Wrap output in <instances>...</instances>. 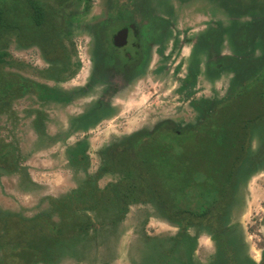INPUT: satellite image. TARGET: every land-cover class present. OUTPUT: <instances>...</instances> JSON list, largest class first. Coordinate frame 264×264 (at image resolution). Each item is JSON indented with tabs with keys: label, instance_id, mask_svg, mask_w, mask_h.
I'll use <instances>...</instances> for the list:
<instances>
[{
	"label": "rangeland",
	"instance_id": "rangeland-1",
	"mask_svg": "<svg viewBox=\"0 0 264 264\" xmlns=\"http://www.w3.org/2000/svg\"><path fill=\"white\" fill-rule=\"evenodd\" d=\"M37 2L53 11L51 20L55 26L47 22L48 14L44 17L42 10L38 18L43 23H36L34 3L33 6L25 0H0V51L5 52L0 73L27 77V68H18L17 59L26 63L33 58L31 52L24 49L20 57L17 55L18 27H22V39L32 34L47 39L54 31L60 36L62 30L66 51L77 52L80 59V66L65 79L66 85L80 83L88 67L89 38L93 36L96 41L98 26L103 24L101 20L111 14V4L115 7L121 0ZM211 2V21L213 25L221 22L224 25L221 34H226L220 41V32H212L213 49L219 48L221 52L218 59L215 58L220 60L221 68L212 72L210 77L197 76L192 96L187 99L175 92L181 77L175 74H184L187 62L184 56L172 58L166 66L170 70L179 63L177 72L158 83L148 77L133 89L137 94L121 98L119 117L105 119L78 133L67 129L68 117H65L61 128L56 130L49 125V133L37 140L38 135L31 128L28 93L23 92L17 98L11 95L2 98L0 147L13 151L16 167L21 170H0V264H28L31 255L37 259L32 264H252L248 259L253 264L258 263L264 249V95H261L264 87L260 81H250L259 70L264 76V66L258 68V64L264 63V58L259 57L261 50L264 52V0ZM105 20L102 32L108 36L113 25L111 19ZM64 29L68 33H64ZM153 32L151 30L152 35ZM59 39L55 41L59 42ZM92 48L89 52L93 51ZM230 49L233 55L226 56ZM181 52L185 54L187 49ZM239 83H243L245 95L241 96L242 105L238 109L248 116L247 123L251 125L247 154L253 158L262 144L260 153L254 158L263 170L251 174L250 168L246 171L244 167L238 173L237 181L230 186L224 203L217 204L206 218L189 224L174 223L165 218L154 197L143 202H130L121 210L111 204V212H107L110 215L81 204L71 206L67 203L66 209L62 210L66 202H76L77 185L83 181L95 189L108 184L115 192L122 176L116 166L111 164L108 166L111 171L96 177V169L104 161L102 152L106 151L105 148L111 147L112 152L129 143L137 134L148 133L163 120H171L177 127L192 124L198 120L199 114L196 106L191 108L189 100L196 99V103H200L202 100L228 98ZM1 84L3 82L0 83L2 89ZM206 112L209 113V109ZM260 114H263L261 119L255 118ZM231 133L234 137L237 132ZM172 140L175 147L194 151L196 143L192 137ZM80 141L84 152H79V155L83 154L81 161L69 160L66 150L80 146ZM174 152L171 163L178 167L182 154L176 148ZM192 191V187L186 190L180 202L182 207L197 210L204 206L201 205L204 199H210L200 198ZM86 217L91 226H96L95 229L90 226L86 232H75L61 228L62 236L57 235L59 224L63 227L86 220ZM40 223L43 229L36 226ZM179 227H185V231ZM24 246L34 251L30 254Z\"/></svg>",
	"mask_w": 264,
	"mask_h": 264
},
{
	"label": "flooded vegetation",
	"instance_id": "flooded-vegetation-1",
	"mask_svg": "<svg viewBox=\"0 0 264 264\" xmlns=\"http://www.w3.org/2000/svg\"><path fill=\"white\" fill-rule=\"evenodd\" d=\"M211 1L121 0L116 2L115 7L111 4V35L101 38L104 44L99 43V30L96 41L93 36L89 38L90 50L93 47V51L86 53L87 70L82 81L72 86H67L65 79L80 66V59L77 52L66 51L62 30L60 36L54 31L53 36L47 39L34 34L22 39L20 26L16 30L17 55L20 57L23 49L29 50L33 61L25 63L17 59V67L27 68L28 74L25 78L15 73L18 89L15 97L28 93L30 121L42 123L41 133L44 136L49 133V125L61 128L65 117H68L67 129L78 133L105 119L119 117L121 98L137 94L133 89H137L138 83L145 82L148 77L155 83L162 82L165 76L177 72L180 67L178 63L174 69H167L170 60L184 56L187 62L184 74H175L181 76L175 92L187 99L192 96L197 76L203 74L210 77L212 72L221 68L220 63L211 64L213 60L217 62L215 58L221 53L219 48L213 49L212 32H220V41L226 34H221L224 28L221 22L213 25L211 21ZM37 4L40 7L38 13L42 10L44 17L48 14L47 22L55 26L51 20L53 11L46 10L39 2ZM106 18L101 20L103 24ZM36 23L42 24L43 20L38 19ZM123 30L124 36L121 37L118 33ZM151 30H154V35ZM63 32L68 33L65 29ZM59 37V42H56ZM185 48L187 52L183 54L181 50ZM232 55L233 50L230 49L226 56ZM84 97L89 98L79 102ZM190 102L193 106L197 101L192 99ZM261 170L256 167L251 174Z\"/></svg>",
	"mask_w": 264,
	"mask_h": 264
},
{
	"label": "trees",
	"instance_id": "trees-1",
	"mask_svg": "<svg viewBox=\"0 0 264 264\" xmlns=\"http://www.w3.org/2000/svg\"><path fill=\"white\" fill-rule=\"evenodd\" d=\"M25 2L29 5L34 3L38 20V10H40V7L37 6L38 2L32 0H25ZM110 19L111 14L107 17V20ZM102 26L104 25L98 26L100 39L105 37ZM99 43L104 44L102 39ZM262 52L263 50L259 55L260 59L264 58V52ZM4 55L5 52L0 51V64L4 62ZM217 63H221L220 60L217 62L212 61L211 64L215 66ZM262 66H264V63L258 64V68ZM260 73V70L257 71L250 82L260 81L261 87H264V76ZM1 82H3L1 87L4 92L1 93L2 89L0 88V101H3L2 98L4 97L9 98L10 95L13 97L18 94L15 77L0 73ZM243 83L236 85L233 88L232 95L228 98L195 103L192 107L196 106L199 117L192 124L177 127L172 122L163 120L148 133L137 134L129 140V143L117 147L112 152L111 147L105 148L106 151L102 152L104 161L101 167H97L96 177L106 171H111V167H108L111 164L116 166L115 168L122 172V176L116 189H114L115 192L111 191V186H107L108 184L102 189H98L99 187L96 185L98 188L95 189L94 186L86 185V182L83 181L77 185L79 191L76 192V202H66L62 210L66 209L67 203H71V206L81 204L91 208L90 210H98L99 213L104 212V215H110L107 212H111V204L121 210V208L125 209L130 202H143L154 197L162 208L165 218L174 223L182 221L189 224L194 220L206 218L217 204L224 203L230 186L232 187L238 179V173L244 167L246 171L250 168L251 171L249 172H252L260 164L256 161V157L254 158V155L260 153L261 150L259 151V149L262 144L256 150L257 152L253 155V158L248 157L247 154L249 126L251 125L247 123L248 116L238 109L242 105L240 101L243 97L241 96L245 95ZM261 95H264V92ZM3 104L1 103V105ZM207 109H209V113L206 112ZM262 117L263 114L255 116L257 119ZM82 127L85 128V124H82ZM234 127H237V129ZM31 128L38 135L37 140L42 136L45 137L41 133L42 123L32 122ZM231 131L237 132L236 136L232 137ZM178 137H192L196 143L193 148L194 151L175 147L172 139ZM233 138H235V141H233ZM81 143L80 141V146L69 147L66 150L69 160L81 161L83 154L79 155V152L84 153ZM175 148L182 154L179 157L178 167L171 163L175 157ZM16 162L11 149L3 150L0 147V170L19 169L20 172L21 169L16 167ZM24 173L28 176L26 170ZM190 187H192V192L200 198L210 197L208 200L204 199L201 204L204 206H200L197 210H190L180 205L181 199L184 198L186 190H190ZM87 199L92 200L88 202ZM85 219L80 222H72L63 227L59 224L56 227L57 235L62 236L60 233L61 228H65L67 231L86 232L91 223L88 217ZM262 221L264 222V216ZM36 226L40 229L44 228L41 223ZM228 227L229 225H227ZM91 228L95 229L96 226L93 225ZM179 229L185 231V227H179ZM54 238L55 236L52 239L50 238L49 243H52ZM29 246H24V250H28L31 254L34 249L31 250ZM31 256L30 260L27 261L28 264H32L34 260L37 261L35 255ZM248 261L253 264L251 259H248ZM256 264H264V250L262 251L261 260Z\"/></svg>",
	"mask_w": 264,
	"mask_h": 264
},
{
	"label": "water",
	"instance_id": "water-1",
	"mask_svg": "<svg viewBox=\"0 0 264 264\" xmlns=\"http://www.w3.org/2000/svg\"><path fill=\"white\" fill-rule=\"evenodd\" d=\"M118 34H119V36L123 37L124 36V30L120 31Z\"/></svg>",
	"mask_w": 264,
	"mask_h": 264
}]
</instances>
